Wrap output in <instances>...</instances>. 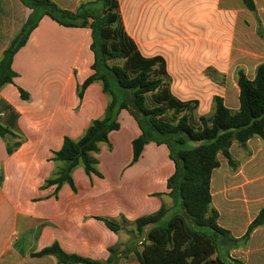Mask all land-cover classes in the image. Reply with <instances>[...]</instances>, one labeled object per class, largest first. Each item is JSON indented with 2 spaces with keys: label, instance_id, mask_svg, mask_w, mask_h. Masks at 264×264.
I'll return each instance as SVG.
<instances>
[{
  "label": "crops",
  "instance_id": "0c3cea01",
  "mask_svg": "<svg viewBox=\"0 0 264 264\" xmlns=\"http://www.w3.org/2000/svg\"><path fill=\"white\" fill-rule=\"evenodd\" d=\"M86 1L91 0H51L71 12ZM150 1L158 4L160 0H131L128 15L120 13L124 29L143 57L165 60L172 80L170 90L177 99L200 104L199 91L190 81L212 91L216 84L206 76L208 68L227 75L229 66L235 64L239 66L236 71L242 69L252 79L256 67L264 62L258 35V26L264 25V0H253L256 15L234 8L235 0H173L179 3L182 17L188 18L184 21L189 30L182 29L184 38L179 41L204 43L198 59H183L173 42L170 47L162 46L158 39L162 31L156 26L145 27L139 18ZM29 14L20 0H0V58ZM230 25L237 46L230 41ZM242 39H250L251 45ZM91 42L89 28L65 27L42 17L13 57L16 77L0 88V124L13 133L0 136V264H60L51 255L33 256L53 243L68 254L100 264H106L110 249L116 253V264H139L133 243L139 245L144 236L137 239L134 221L162 206L166 218L178 209L166 188L174 164L165 145L146 144L137 162L131 163V143L141 132L126 110L118 115L119 129L112 131L108 143L99 144V152L94 154L100 177L88 176L78 166L71 174L75 190L67 184L56 193V186L44 187L57 169L51 159L63 139L78 140L93 120L104 116L109 101L99 82L90 84L78 97V88L93 74ZM255 58L250 77L249 65ZM19 90L27 94L26 99L20 97ZM235 104L226 106L236 110L237 98ZM152 165L155 172L149 173ZM99 218L118 223L120 230L110 231ZM125 224L133 226L128 233L123 230ZM151 227L147 225L144 232Z\"/></svg>",
  "mask_w": 264,
  "mask_h": 264
},
{
  "label": "trees",
  "instance_id": "16d2710c",
  "mask_svg": "<svg viewBox=\"0 0 264 264\" xmlns=\"http://www.w3.org/2000/svg\"><path fill=\"white\" fill-rule=\"evenodd\" d=\"M30 14L19 33L12 39L0 58V88L11 84L16 77L12 70L14 55L27 42L40 19L49 17L65 27H87L91 31L90 49L94 56L93 74L78 88L81 98L84 90L99 82L108 96L104 116L93 120L78 140L63 139L60 149L53 153L57 165L45 186L63 184L75 190L72 171L82 167L86 175L101 176L96 170L94 154L99 144L108 143V136L119 129L117 121L121 110H126L136 121L140 135L131 143L134 164L146 144L165 145L174 172L166 181L168 196L178 209L166 218L162 206L157 212L134 221L139 245L133 243V253L139 264H242L230 255L232 250L245 246L254 230L264 227V205L249 222L240 237H234L218 224V212L212 207L211 177L219 165L221 155L228 166L235 167L230 153L233 144L241 148L257 138L264 142V62L249 79L242 69L236 71L238 108L232 110L223 97L212 98L208 115L195 117L199 102L181 101L170 90L171 78L161 56L143 57L135 42L127 35L119 10L118 0H95L100 12L94 13L82 3L75 12L56 6L51 0H20ZM245 8L256 15L253 0H241ZM121 59V65L109 66L108 61ZM206 76L214 82L218 74L206 69ZM22 99L27 94L19 90ZM137 113L140 117L137 116ZM13 135L0 124V136ZM106 228L116 233L120 225L110 219L99 218ZM124 223V219L122 220ZM147 225L151 229L144 232ZM106 264H116L115 251L110 249ZM54 256L60 264H100L90 259L68 254L57 243L35 253L34 257Z\"/></svg>",
  "mask_w": 264,
  "mask_h": 264
},
{
  "label": "rangeland",
  "instance_id": "374dc122",
  "mask_svg": "<svg viewBox=\"0 0 264 264\" xmlns=\"http://www.w3.org/2000/svg\"><path fill=\"white\" fill-rule=\"evenodd\" d=\"M119 1L121 2L120 13L125 16L128 15V10L126 11V9L131 0ZM84 3L88 4V8L94 13L101 10L100 4L95 0ZM232 6L234 8H243L247 11L241 0H235V4L233 3ZM181 14L179 3H175L173 0H160L158 4L155 2L146 4L140 15L142 18L139 19L145 22V27L156 26L159 31H162L161 35L163 39L158 37L161 43H163L162 46L170 47L169 42H173L172 47L179 51L180 57L183 59H198V55L204 52L203 42L197 43L193 39L179 41V39L184 38L182 29H188L189 27L184 21L188 20V18L182 17ZM262 21L264 23V17ZM258 27H260L258 28V35L262 41L261 50L264 54V25L262 27L260 24ZM229 29L230 41H233V46H237L235 39H233L235 36L232 35L233 26L230 25ZM201 36L204 37V35ZM242 40L249 46L251 45L250 39ZM242 40H239L241 46L243 44ZM239 52L242 53V51ZM256 61L257 59L255 58L252 65H249V71L251 72H248V76L250 77H252V67H254ZM121 64V59L108 61L109 66ZM238 67L235 64L230 65L227 75L223 73L214 75V84L216 85L213 86L212 91L207 92L205 88H200L194 80L190 81L194 86L193 88L199 91L198 96L201 99V105L199 104L195 117L208 115L211 112L213 95H221L229 107L236 105L238 91L236 86V69ZM191 68L194 67L191 66ZM196 73L192 72V74ZM200 91L206 94H200ZM230 153L235 161V167L228 166L226 160L221 155H218L220 166L212 173L210 192L212 207L218 212V224L227 229L234 237H240L245 232L249 222L264 205V142L253 138L243 148L237 144H233L230 148ZM155 168L156 166L154 165L150 166L149 173L151 171L155 172ZM131 227L133 228V226L125 224L123 230L128 233V229ZM131 236L135 237L133 231ZM135 245L137 246V244ZM230 255L233 259L240 260L242 264H264V227L254 230L247 244L236 249Z\"/></svg>",
  "mask_w": 264,
  "mask_h": 264
},
{
  "label": "water",
  "instance_id": "95a60500",
  "mask_svg": "<svg viewBox=\"0 0 264 264\" xmlns=\"http://www.w3.org/2000/svg\"><path fill=\"white\" fill-rule=\"evenodd\" d=\"M137 116L140 117V115L137 113ZM218 264H223L222 262H219Z\"/></svg>",
  "mask_w": 264,
  "mask_h": 264
}]
</instances>
